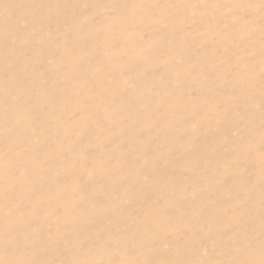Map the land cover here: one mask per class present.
<instances>
[{
	"label": "rangeland",
	"instance_id": "374dc122",
	"mask_svg": "<svg viewBox=\"0 0 264 264\" xmlns=\"http://www.w3.org/2000/svg\"><path fill=\"white\" fill-rule=\"evenodd\" d=\"M0 264H264V0H0Z\"/></svg>",
	"mask_w": 264,
	"mask_h": 264
},
{
	"label": "bare ground",
	"instance_id": "6f19581e",
	"mask_svg": "<svg viewBox=\"0 0 264 264\" xmlns=\"http://www.w3.org/2000/svg\"><path fill=\"white\" fill-rule=\"evenodd\" d=\"M64 54H66V53H64ZM74 56V55H73ZM65 57H66V55H65ZM67 57H69L68 55H67ZM74 57H76V56H74ZM61 59H62V57H60ZM66 59V58H65ZM64 59V60H65ZM75 60H76V58H74ZM63 60V59H62ZM62 60H59V61H62ZM78 60H79V58H78ZM65 62V61H64ZM70 62H72V61H70ZM60 64V63H59ZM62 64V63H61ZM66 65H68V64H66ZM61 70V69H60ZM63 70V69H62ZM65 70V69H64ZM75 71V70H74ZM69 73V72H68ZM69 75V74H68ZM82 76H84V75H82ZM175 76V75H174ZM73 77H75V76H73ZM71 79H73L72 77H70ZM75 79V78H74ZM74 79L72 80V81H74ZM169 79V78H168ZM69 80V79H68ZM80 80V79H79ZM171 80V79H170ZM76 81V80H75ZM78 81V80H77ZM76 81V82H77ZM79 82V81H78ZM75 83V82H74ZM70 84H72V83H70ZM69 84V85H70ZM73 85V84H72ZM102 92H104L103 90H101ZM164 94V93H163ZM113 94L111 93V96H112ZM91 101V100H90ZM177 102V101H176ZM181 101H179V103H180ZM138 103V102H137ZM157 103V102H156ZM179 103H177V105L179 104ZM119 104V103H118ZM74 105V104H73ZM120 105V104H119ZM148 105V104H147ZM152 106L151 107H153V104H151ZM176 105V104H175ZM149 107V106H148ZM151 107H149V108H151ZM158 107V106H157ZM103 108V107H102ZM94 112V111H93ZM99 112V111H98ZM97 113V112H96ZM102 113V111H100V114ZM99 114V113H98ZM99 114V115H100ZM152 114V113H151ZM94 115V114H93ZM102 116H103V113L101 114ZM89 117H90V115H89ZM93 117V116H92ZM101 117V116H100ZM99 117V118H100ZM153 117V116H152ZM104 118V117H103ZM107 118V117H106ZM155 117H153V119H154ZM155 120H156V118H155ZM110 121V120H109ZM149 121V120H148ZM113 124V123H112ZM145 125V124H144ZM143 125V126H144ZM150 126V125H149ZM110 127H111V124H110ZM145 127H146V125H145ZM148 127V126H147ZM151 128H152V125H151ZM143 130V129H142ZM131 132V131H130ZM128 134H129V132H128ZM125 136V135H124ZM127 136V135H126ZM51 155V154H50ZM37 169V168H36ZM84 170V169H83ZM36 171V170H35ZM81 171V170H80ZM9 174V173H8ZM5 175V174H4ZM43 175V174H42ZM9 177V176H8ZM1 178H3V177H1ZM44 178V177H43ZM29 185V184H28ZM28 187V186H27ZM58 190V189H57ZM28 195H30V194H28ZM28 197V196H27ZM45 199V198H44ZM44 203V202H43ZM44 206V205H43ZM36 208H37V206H35ZM73 207V206H72ZM37 210V209H36ZM32 212V211H31ZM93 212H95V210L93 211ZM238 212V211H237ZM235 215V214H234ZM33 216V215H32ZM34 216H35V213H34ZM238 216H240V215H238ZM30 217V216H29ZM231 224V223H230Z\"/></svg>",
	"mask_w": 264,
	"mask_h": 264
}]
</instances>
